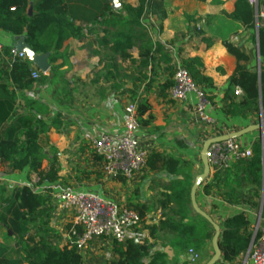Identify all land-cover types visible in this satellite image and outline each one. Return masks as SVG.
I'll use <instances>...</instances> for the list:
<instances>
[{
	"label": "crops",
	"instance_id": "0c3cea01",
	"mask_svg": "<svg viewBox=\"0 0 264 264\" xmlns=\"http://www.w3.org/2000/svg\"><path fill=\"white\" fill-rule=\"evenodd\" d=\"M36 1L29 0L28 14L32 15L35 12ZM134 1L119 3L120 7L114 10L125 7L136 8L139 3L138 0L136 3ZM159 2L152 4L143 20L152 41L163 46V52L155 55V72L153 75L148 73L150 79L135 84L131 80L133 83L130 84L123 76L130 75L133 66L127 60H118L122 78L105 80L106 71L103 70L104 63L102 64L101 61L112 53L109 48H103L98 44L97 40L104 37L100 30L97 36V34H89L85 28V38L69 39L59 52L58 59L53 64L49 61L50 70L44 75L50 76L52 81L53 74L50 71L53 67H57V79L45 85L36 84L25 90L24 95L49 107L51 113L45 117L49 124H52L57 116H60L62 123L59 128L51 126L48 134L41 138L45 155L43 168L48 169L51 162L61 169L60 179L53 185L42 186L45 191L41 195L47 201L49 198L52 201L54 217L57 218L59 222L57 227L60 228L57 234L62 235L64 242L68 241V235L63 226L68 228L73 219L71 213L59 210L54 197L67 187L74 191L98 194L107 202L128 208L130 203L144 204L151 209V212L146 216L145 222L132 231V238L140 242L149 241L154 252L159 250L166 254L168 264H192L189 249L184 252L179 249L183 243L179 235L159 228L152 237L146 228L158 227L163 216L161 202L166 198L165 195L169 194L166 191L168 185L177 178L176 180L189 179L193 186L196 177L203 173L201 156L196 158L200 145L209 139L238 132L259 122L260 116L256 117L247 112L246 118L232 117L224 113L226 98H231L230 96L238 91L239 94H236L238 97L243 93L239 88L230 87L229 78L234 74L237 62L223 46V40L233 39L235 44L251 58L249 65L251 70L257 64V42L253 44L250 33H245L238 24L232 23L227 18L226 14L233 12L235 0H208L205 3L197 0ZM224 23L227 26H223ZM15 38L0 30L2 47L15 49ZM241 38L248 41V48L239 42ZM252 44L254 52L250 50ZM132 55L135 59H139V50L134 48ZM194 59L201 62V67L198 68L203 75L213 81V88L199 86L212 105L209 109L210 116L215 120V125L212 127H207L198 121L195 114L197 104L195 94H191L187 101L181 102L170 97L172 87L166 88L174 82L170 69L173 68L174 72L177 64L182 63L183 66L185 61ZM0 60L5 69L10 68L6 57ZM32 69L39 70L34 64ZM134 88L139 102L143 105V109L138 112L140 129L137 139L140 146L145 148L150 156L153 153H164L186 161L188 166L183 168L182 175L176 177L165 172H152L147 165V168L133 181L124 179L125 183H122L120 179L113 181L105 178L96 170L97 166L99 167V159L94 155L85 137L89 135L93 138L101 136L119 138L123 133L125 109L130 102V92ZM19 112H26V104L22 99L19 101ZM241 140L251 145L253 152L257 143L261 144L263 151L260 133H251ZM54 151L58 153L56 159ZM188 168L192 170L187 173ZM0 171H4L1 163ZM16 174L3 172L0 176L9 177ZM228 174H232L233 179L238 172L234 167L231 173L222 177L223 180L226 181ZM213 178L214 176L209 177L198 190L197 200L200 208L219 225L226 218L241 214V211L245 210L246 216L252 223L253 233L261 205L254 209L242 203L230 204L217 191L205 196L203 187ZM24 185L26 184L22 186ZM171 209L173 207L169 206L165 213L170 212ZM195 220L196 227H202L208 232L209 227L200 224L199 219L195 218ZM190 248L203 255L202 261L196 264H206L214 254L212 239L202 240L200 251L194 247ZM83 256L86 264H106L119 260L114 250V242L106 239L94 240ZM242 258L243 255L233 262L218 264H241ZM145 263L148 264V260Z\"/></svg>",
	"mask_w": 264,
	"mask_h": 264
},
{
	"label": "trees",
	"instance_id": "16d2710c",
	"mask_svg": "<svg viewBox=\"0 0 264 264\" xmlns=\"http://www.w3.org/2000/svg\"><path fill=\"white\" fill-rule=\"evenodd\" d=\"M161 0H138L136 8L125 7L114 10L109 0H37L32 15L27 9L29 0H0V30L20 37L38 55L49 54L50 63L58 59V54L69 39L85 38L84 30L89 34H97L100 30L104 37L98 39V44L109 48L111 55L105 56L103 70L105 80L122 78L118 60H127L133 66L129 77L134 84L150 79L155 72L156 54L163 52V46L154 43L149 37L143 23L147 11L152 4ZM205 3L208 0H197ZM227 18L238 24L245 33H250L252 43L259 37L261 66L249 69L251 58L244 53L233 39L223 40V46L237 62L234 74L229 78L231 88H239L243 95L232 94L226 98L224 113L232 117L246 118L248 114L264 118V0H235L233 12L226 14ZM139 50V59H135L132 50ZM12 48L3 47V54L10 64L5 69L0 60V163L5 174L28 173V183L13 188L11 197L3 201V212H0V223L8 228L15 245L10 247L0 242V264H86L84 256L69 242L63 239L49 224L44 222L43 214L46 199L39 194L36 186H47L56 183L60 177V168L50 162L48 169L43 168L45 155L41 146V138L46 136L49 128H59L60 116L52 124L45 117L50 115L49 107L38 100L29 99L24 91L37 85H45L57 79L58 69L53 67L50 76L41 74L39 80L32 78V63L28 60L12 58ZM183 67L189 71L198 86L213 88L212 79L203 75L198 67L197 59L185 61ZM174 76L175 70L170 69ZM50 74V75H51ZM174 82L169 87H173ZM133 102L138 103V112L143 105L137 98L135 88L130 92ZM231 95V94H230ZM24 100L26 112H19V101ZM228 102V103H227ZM54 151V158L57 157ZM186 161L176 159L164 153H153L148 159V167L152 172H165L170 176L182 175L187 167ZM238 175H231L223 180V176L215 175L213 180L204 185L205 196L214 191L219 192L227 202L242 203L254 209L260 207L264 198V162L261 144L257 143L254 155L247 161L235 166ZM37 177L36 185L31 184V176ZM177 179V178H176ZM174 180L166 187L169 194L161 202L163 216L158 227L148 226L150 236L158 229L167 230L179 235L183 243L179 249L184 252L201 250L202 240L212 239L214 230L201 216L196 214L191 205L190 192L192 181ZM120 182L125 183L124 179ZM227 191H225V189ZM172 206L171 211L165 210ZM130 209L136 211L141 223L151 209L142 203H130ZM195 218L201 221L205 229L195 226ZM264 222V206L262 211ZM223 229L220 249L222 263H230L244 255L252 242V223L244 214L226 218L220 225ZM72 225L67 228L70 234ZM114 250L119 260L106 264H168L165 253L153 251L149 241H139L136 238L128 240L126 245L114 242ZM14 251L17 256H13ZM197 252V251H196ZM189 264V263H185Z\"/></svg>",
	"mask_w": 264,
	"mask_h": 264
},
{
	"label": "built area",
	"instance_id": "2783aa9c",
	"mask_svg": "<svg viewBox=\"0 0 264 264\" xmlns=\"http://www.w3.org/2000/svg\"><path fill=\"white\" fill-rule=\"evenodd\" d=\"M0 45V58H4ZM27 59L24 53L12 50L11 61ZM41 73L32 70V78L38 80ZM174 85L170 89V97L185 102L191 94L197 98L196 117L207 127L215 125L210 116L212 107L204 91L196 84L191 74L183 66H179L173 76ZM239 94V91L236 92ZM125 121L122 135L115 139L108 136L93 138L86 135L94 155L99 159V167L106 178L117 181L121 178L131 182L142 173L148 165L149 152L140 146L137 134L140 129L138 103L132 102L125 109ZM254 155L251 145L240 139H230L210 146L207 157L210 165V177L225 175L236 164L251 159ZM60 211L71 213L72 228L68 241L78 253L84 254L87 247L96 239H106L125 245L132 238V231L141 223L139 214L125 206H119L104 200L100 195L70 189L61 190L55 197ZM242 214L247 215L245 210ZM260 213V212H259ZM259 214L257 215L258 218ZM191 263L196 264L200 255L189 250ZM241 264H264V222L254 226L252 242L243 255Z\"/></svg>",
	"mask_w": 264,
	"mask_h": 264
},
{
	"label": "water",
	"instance_id": "95a60500",
	"mask_svg": "<svg viewBox=\"0 0 264 264\" xmlns=\"http://www.w3.org/2000/svg\"><path fill=\"white\" fill-rule=\"evenodd\" d=\"M109 1L112 4L113 9H118L120 7L117 0H109ZM15 40H16L15 50L17 52L24 53L27 59L32 64L36 65L37 68L41 71V73L47 74L50 70V64H49L50 55L49 54H44V55L36 54L34 50L25 42L23 38L16 37ZM256 51H257L258 68L260 71L261 57H260V50H259L258 35H257ZM254 132L260 133L262 145H263V162H264V118H263L262 112L260 113L259 122L257 124L247 126L244 129L238 132H235V133H230V134H226V135H222L219 137L209 139L204 143L203 148L201 150V162L203 164L204 170H203V173L198 175L195 179V182L191 188L190 199H191V205H192L194 212L198 214L199 216H201L203 219H205L212 226L214 230V236L212 238V247H213L214 254L206 264H218L222 260V251L220 249V240H221V235H222L221 226L217 222H215L214 219L208 213H206L204 210L200 208L198 204V200H197L198 190L203 186L205 181L210 177V173H211L210 165H209V161L207 157L208 150L210 146L215 143L225 142L230 139H240ZM263 206H264V198L262 199L260 213L256 221V227L258 226L259 222L262 219Z\"/></svg>",
	"mask_w": 264,
	"mask_h": 264
},
{
	"label": "rangeland",
	"instance_id": "374dc122",
	"mask_svg": "<svg viewBox=\"0 0 264 264\" xmlns=\"http://www.w3.org/2000/svg\"><path fill=\"white\" fill-rule=\"evenodd\" d=\"M117 2L118 3H133L132 0H117ZM252 2L256 3L257 0H252ZM134 3H136V0L134 1ZM155 3H160V2H155ZM223 26H227V25H225V23H224ZM146 31H147V33L149 35V32H148L147 28H146ZM239 42H241L244 45L245 48H248V41L243 40V38H241L239 40ZM250 50H251V52H254V45L253 44L250 46ZM179 66H182V63L179 64V65L177 64L176 65V69ZM256 67L258 68V63L256 64ZM176 69H175V71H176ZM126 72L128 73L129 70H127ZM126 77H129V75H126ZM126 79L128 80V82L130 84L133 83L130 78H126ZM130 96H131V94H130ZM132 102H133V100L130 97L129 104L132 103ZM209 132H211V131H209ZM203 145L204 144L199 146V151L197 152L196 158L198 156H201V150L203 148ZM78 170H79V168H78ZM96 170L98 172H100L103 175V177L106 178V176L102 173L100 167L97 166ZM189 170H192V169L188 168L186 170L187 173L190 172ZM3 172L5 173V171H2V172L0 171L1 174ZM230 175L232 176V174H230ZM222 176H226V174L222 175ZM37 181H38L37 177L33 175L31 177V184L32 185H36ZM27 183H28V173H26V172L25 173H17L16 175H11L9 177L0 176V208L3 206V201L6 200V199H9V197H11V193H12V190H13L14 187L22 186L23 184H27ZM66 189H69V188L66 187L63 190H66ZM224 189H225V191H227L226 188H224ZM35 190L39 194H41L43 191H45L42 188V186H36ZM70 190H72V189H70ZM3 211H4L3 209L0 210V212H3ZM42 217H43L44 222L49 224L50 229L54 230L57 233L58 230L60 229L59 227H57L59 225V222H58L57 218L55 219V217H54V208H53L52 201L50 200V198H49L48 201L46 200V207H45V211H44V214H43ZM56 220H57V222H56ZM63 227L67 230L66 226H63ZM9 235H10V232H9L8 228H6L4 225H2L0 223V241L2 240V242L8 244L10 247H14L15 243H14L13 239ZM63 242H64V240H63ZM13 256H17L15 251L13 253ZM202 258H203V255H200V258H199V260L197 262L202 261Z\"/></svg>",
	"mask_w": 264,
	"mask_h": 264
}]
</instances>
